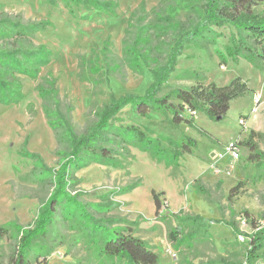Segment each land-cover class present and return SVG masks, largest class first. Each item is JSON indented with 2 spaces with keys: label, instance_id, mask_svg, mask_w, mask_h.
Wrapping results in <instances>:
<instances>
[{
  "label": "rangeland",
  "instance_id": "374dc122",
  "mask_svg": "<svg viewBox=\"0 0 264 264\" xmlns=\"http://www.w3.org/2000/svg\"><path fill=\"white\" fill-rule=\"evenodd\" d=\"M68 2L72 11L65 0H0V77L11 87L6 94L0 89V227L11 225L10 234L0 238V263L20 254L22 236L36 229L42 209L61 188L57 173L70 163L68 141L57 136L45 106L70 112L77 133L83 134L112 95L144 94L152 73L146 66L137 68L136 56L127 49L137 25L147 33L148 23H154L163 30L153 40L162 52L149 57L152 67L166 61L179 28H205L204 37L184 49L163 93L198 79L226 85L238 76L253 91L232 100L222 119L199 109L193 116L185 109L193 125L176 124L158 111L144 117L133 106L125 107L100 143L110 149L109 157L101 160L100 151L96 158L81 156L73 160L79 167L72 165L66 173L64 194L79 203L71 205L72 211L79 210L69 218V209L60 204L26 264H122L100 255V234L81 218L83 209L107 226H131L158 253L159 264H246L250 235L264 228V72L243 57L237 62L227 56L238 29L230 22H207L208 0ZM107 2L116 16L98 6ZM253 9L264 13V4ZM107 42L116 63L108 81L106 76L98 85L80 80V56H91ZM131 126L157 140L155 146L167 151L159 153L164 161L153 157L157 147L123 135ZM252 131L256 134L248 143ZM187 137L196 139L197 147L172 162V152L180 151ZM232 144L240 150L238 158L228 149ZM153 190L164 192L159 216ZM172 231L181 234L179 240L172 239ZM260 254L255 264H264V243Z\"/></svg>",
  "mask_w": 264,
  "mask_h": 264
},
{
  "label": "trees",
  "instance_id": "16d2710c",
  "mask_svg": "<svg viewBox=\"0 0 264 264\" xmlns=\"http://www.w3.org/2000/svg\"><path fill=\"white\" fill-rule=\"evenodd\" d=\"M67 8L71 11L68 0H65ZM90 1V0H86ZM107 2L99 4L101 9L110 12L113 16L117 15V12L113 10L111 12L110 4ZM117 3V2H116ZM209 9L207 22L211 23H223L230 22L238 29V34L233 37L234 44L227 47L226 54L232 57L238 62L239 57H243L250 63L255 65L257 69L264 72V13H258L253 9L254 5L264 4V0H208ZM143 10V9H142ZM170 16V13L167 14ZM157 17L156 20L162 21L163 19L169 20L170 17ZM134 17V15L132 16ZM131 17V18H132ZM131 18L130 23L131 25ZM141 17H137L139 21ZM145 18V17H144ZM139 24V22H138ZM140 25L136 27L135 38L132 43H129L128 51L136 56L137 68L143 69L144 66L148 67L152 73V82L147 88L144 94L138 93H126L119 97L112 95L107 104L100 106L96 110V122L94 125L83 134L77 133L74 124L71 119L70 112L64 113L59 109L52 110L51 107L45 106L46 114L48 115L51 126L55 129L57 136H64L63 138L68 141L70 147V154L68 160L70 163L63 167V170L58 172L56 178L58 185L61 187L58 189L57 195L44 207L40 213V217L37 223V227L34 230H28L22 236V251L15 258L14 261L10 260L8 263L0 264H26V256L29 250L34 246L35 239L39 236H43L46 233L49 225L52 224L54 216L57 213V209L60 206L68 208L67 215L69 218L75 216L78 208L74 211L71 209L72 204L79 203L72 197L65 195L64 180L69 167L72 165L77 169L79 164L76 163L77 158L90 156L98 157V151H100L101 160H106L110 155V149L103 147L100 143L104 139L106 134L113 132L114 124L111 121L116 118L125 107L131 105L135 108L140 115L148 117L151 111H158L165 117L172 116L173 121L176 124L186 122L189 125H193L194 117H186L184 110L189 108L204 110L208 115L217 119L218 116L224 118L227 115L231 106V101L245 96L252 89L248 83L243 80L242 77H235L226 85H218L215 82L208 84L203 83L201 79L197 80V83L192 86L178 87L172 89L166 93H163L164 88L168 80L171 78L173 72L176 70V66L179 61V57L183 54L184 49L190 43H193L197 37H204L205 28L196 27L192 31H186L185 28H179L180 35L175 37L173 43H169L170 51L166 53V61L158 67H152L149 57L156 52L157 56H160L161 49L159 50L153 40L156 33L163 30L162 27L154 25V23H148L146 30ZM155 30L152 34L150 31ZM179 33V32H178ZM151 36V37H150ZM163 42L161 39L157 41L158 44ZM110 45L108 42L102 47L101 50L94 51L91 56L81 55L80 64L81 70L78 75L80 80L91 81L93 84L98 85L105 77L108 81L110 71H114L115 58L111 56ZM223 62H227L226 56L221 55ZM109 60V62H106ZM109 71H106V70ZM16 89V87L14 86ZM0 89L6 94L11 90L10 84L0 77ZM15 89H13L15 91ZM253 91V90H252ZM42 95L45 94L42 92ZM9 99L6 102H17L19 98L14 100ZM177 100V102H175ZM123 133L128 137L131 135L135 139L140 140L141 143L145 142L148 148L155 146L156 139H152L144 135L138 127H129L123 130ZM255 132L250 133L251 137L248 143H252V139L255 136ZM197 140L192 137H187L181 144L180 151L174 149L172 152V162L182 157L184 152H190L193 148L197 147ZM158 151L153 155L157 160L164 161L161 154H166L167 151L161 149L160 145H156ZM149 152V151H148ZM95 157V158H96ZM161 157V158H160ZM75 160V161H73ZM75 162V163H74ZM170 163L169 166H171ZM199 192H203V186L197 184ZM164 192H156L153 190V198L155 202V213L160 215L162 209L161 196ZM58 194H61L60 196ZM59 196V197H58ZM68 199H67V198ZM58 198V199H57ZM66 198V199H65ZM67 202L63 204L62 200ZM166 207H169L168 205ZM101 210L108 211L109 207H101ZM81 218L85 219L89 224L88 227L100 234L99 237V253L107 258L118 259L122 264H159V255L154 248L142 238L135 235V230L131 226H107L105 220L95 219L91 214H88L85 209L80 213ZM255 223V227L259 228V223L252 220ZM11 226V225H10ZM10 226L0 227V238L10 234ZM16 227L18 232L22 230L21 227ZM171 237L175 241L179 240L181 234L178 231H172ZM264 243V228H259L252 235H250V248L247 254L246 264H255L260 258V251Z\"/></svg>",
  "mask_w": 264,
  "mask_h": 264
},
{
  "label": "built area",
  "instance_id": "2783aa9c",
  "mask_svg": "<svg viewBox=\"0 0 264 264\" xmlns=\"http://www.w3.org/2000/svg\"><path fill=\"white\" fill-rule=\"evenodd\" d=\"M187 109H189V112L191 113V115L193 116L197 115V110L189 108V107ZM240 122L243 123L244 119H241ZM228 149L230 150L231 155L233 157L238 158L240 156V150L238 149L237 146H235V144H232ZM243 222L245 223L246 220H244ZM173 256H176V254H173Z\"/></svg>",
  "mask_w": 264,
  "mask_h": 264
},
{
  "label": "water",
  "instance_id": "95a60500",
  "mask_svg": "<svg viewBox=\"0 0 264 264\" xmlns=\"http://www.w3.org/2000/svg\"><path fill=\"white\" fill-rule=\"evenodd\" d=\"M217 119H222V116H218V118Z\"/></svg>",
  "mask_w": 264,
  "mask_h": 264
}]
</instances>
